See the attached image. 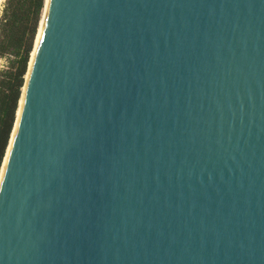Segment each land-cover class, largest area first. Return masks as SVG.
<instances>
[{
	"label": "water",
	"instance_id": "water-1",
	"mask_svg": "<svg viewBox=\"0 0 264 264\" xmlns=\"http://www.w3.org/2000/svg\"><path fill=\"white\" fill-rule=\"evenodd\" d=\"M23 88L0 264H264V0H49Z\"/></svg>",
	"mask_w": 264,
	"mask_h": 264
},
{
	"label": "trees",
	"instance_id": "trees-1",
	"mask_svg": "<svg viewBox=\"0 0 264 264\" xmlns=\"http://www.w3.org/2000/svg\"><path fill=\"white\" fill-rule=\"evenodd\" d=\"M43 7L44 0H6L0 17V58L10 59L7 69L0 72V169Z\"/></svg>",
	"mask_w": 264,
	"mask_h": 264
},
{
	"label": "bare ground",
	"instance_id": "bare-ground-1",
	"mask_svg": "<svg viewBox=\"0 0 264 264\" xmlns=\"http://www.w3.org/2000/svg\"><path fill=\"white\" fill-rule=\"evenodd\" d=\"M44 2H45V5H44L43 15H42V18L40 20V24H39V28H38V32H37V37H36V41H35V48L33 49V53L31 54V59H30V62H29L30 66H31L32 60L34 58L36 47L38 45V41H39V37H40V34H41L42 26H43V23H44V19H45V15H46V11H47L49 0H45ZM24 90H25V88H23V92H24ZM22 98H23V96H22ZM21 105H22V99L20 100L19 108L17 110V120H18L19 115H20ZM17 120H16V123L14 125L12 138H11V141H10V144H9V148L7 149V152H6L5 156H4V159H3V162H2V166H1V169H0V182H1V179H2V176H3L4 168H5L7 157H8V153H9V149H10V146H11V143H12V139H13V136H14V132H15V129H16Z\"/></svg>",
	"mask_w": 264,
	"mask_h": 264
},
{
	"label": "rangeland",
	"instance_id": "rangeland-1",
	"mask_svg": "<svg viewBox=\"0 0 264 264\" xmlns=\"http://www.w3.org/2000/svg\"><path fill=\"white\" fill-rule=\"evenodd\" d=\"M5 3H6V0H0V11H1L0 17H1L3 6L5 5ZM9 60H10L9 57L8 58H0V72L7 69Z\"/></svg>",
	"mask_w": 264,
	"mask_h": 264
},
{
	"label": "built area",
	"instance_id": "built-area-1",
	"mask_svg": "<svg viewBox=\"0 0 264 264\" xmlns=\"http://www.w3.org/2000/svg\"><path fill=\"white\" fill-rule=\"evenodd\" d=\"M3 8H4V6H3ZM2 10V9H1ZM3 11V10H2ZM1 12V11H0ZM2 15V14H1Z\"/></svg>",
	"mask_w": 264,
	"mask_h": 264
}]
</instances>
